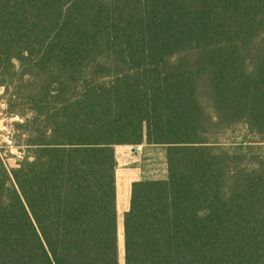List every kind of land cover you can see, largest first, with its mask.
I'll list each match as a JSON object with an SVG mask.
<instances>
[{
  "label": "trees",
  "instance_id": "1",
  "mask_svg": "<svg viewBox=\"0 0 264 264\" xmlns=\"http://www.w3.org/2000/svg\"><path fill=\"white\" fill-rule=\"evenodd\" d=\"M0 88V264H120L116 146L123 264H264V0H0Z\"/></svg>",
  "mask_w": 264,
  "mask_h": 264
},
{
  "label": "rangeland",
  "instance_id": "2",
  "mask_svg": "<svg viewBox=\"0 0 264 264\" xmlns=\"http://www.w3.org/2000/svg\"><path fill=\"white\" fill-rule=\"evenodd\" d=\"M2 89L0 88V127H13L14 123L20 119L7 114V107L2 99ZM4 104V107H1ZM14 129V127H13ZM239 135H245L244 130H236L227 135L229 142H237ZM253 141L247 137L246 141ZM224 142V141H222ZM228 145V144H225ZM117 169H116V193H117V227L120 264L122 263V215L128 209L131 183L141 178L161 179L165 175L164 157L161 148H143V146H116L114 148ZM24 149L15 144V149H7L0 152V158L9 168L17 167L19 156L23 157Z\"/></svg>",
  "mask_w": 264,
  "mask_h": 264
},
{
  "label": "built area",
  "instance_id": "3",
  "mask_svg": "<svg viewBox=\"0 0 264 264\" xmlns=\"http://www.w3.org/2000/svg\"><path fill=\"white\" fill-rule=\"evenodd\" d=\"M1 107H4V104H1ZM7 149H15L14 141V129L12 126L7 128L6 126L0 127V152H5ZM22 157L19 156V161ZM18 161V162H19Z\"/></svg>",
  "mask_w": 264,
  "mask_h": 264
}]
</instances>
